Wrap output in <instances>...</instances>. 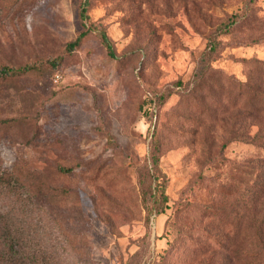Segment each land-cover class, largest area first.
Segmentation results:
<instances>
[{
    "label": "rangeland",
    "instance_id": "rangeland-1",
    "mask_svg": "<svg viewBox=\"0 0 264 264\" xmlns=\"http://www.w3.org/2000/svg\"><path fill=\"white\" fill-rule=\"evenodd\" d=\"M80 2L0 0V66L61 60L0 79L1 208L68 264H264V142L224 146L234 123L264 124L234 118L264 62V0H91L116 58L94 32L67 51Z\"/></svg>",
    "mask_w": 264,
    "mask_h": 264
},
{
    "label": "trees",
    "instance_id": "trees-1",
    "mask_svg": "<svg viewBox=\"0 0 264 264\" xmlns=\"http://www.w3.org/2000/svg\"><path fill=\"white\" fill-rule=\"evenodd\" d=\"M91 0H81L79 5V18L82 22L83 30L77 37L68 43L67 51L74 52L81 46L82 41L91 33H96L101 43L106 48L108 55L111 58H116L113 42L109 38L106 30L100 25L92 21L90 17ZM242 18L249 19L247 13L242 15ZM240 22V19L229 21L223 26H219L216 31L209 37L206 49L202 52L199 60V66L195 70L194 77L199 82H203L210 70L211 64L217 60L220 52L222 41L219 37L231 34L233 28ZM256 70L248 73L247 82L245 83L246 92L248 93L250 109L242 112L237 111L234 118L239 119H255L261 114H264V62L255 60ZM205 64H209L206 66ZM61 60L58 58H50L44 61L24 64L18 67L0 66V79L12 80L16 77L29 76L36 73H41L46 70L55 72L59 70ZM253 127H238L237 123L228 130L229 139L224 142V146L230 141H245L252 144H262L264 142V124L258 126L257 130L253 131ZM264 164V160L260 162ZM260 164V166H261ZM62 172H71L72 167H60ZM8 174V173H6ZM6 174L0 176V181L6 179ZM1 175V173H0ZM10 183V182H8ZM7 183V184H8ZM5 187V186H4ZM151 197L154 200V206L149 209V215L153 212H161L167 203V196L161 187H156L151 192ZM36 233L31 231L25 232L23 223H16L15 216L12 211H5L0 206V264H68L65 260L68 256L58 255L55 257L53 253H48L46 250H41L40 244L36 242ZM65 262V263H64Z\"/></svg>",
    "mask_w": 264,
    "mask_h": 264
}]
</instances>
